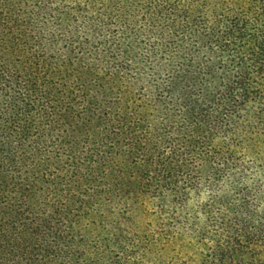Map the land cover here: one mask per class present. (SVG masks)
I'll use <instances>...</instances> for the list:
<instances>
[{"label": "trees", "instance_id": "1", "mask_svg": "<svg viewBox=\"0 0 264 264\" xmlns=\"http://www.w3.org/2000/svg\"><path fill=\"white\" fill-rule=\"evenodd\" d=\"M0 264H264V0H0Z\"/></svg>", "mask_w": 264, "mask_h": 264}]
</instances>
